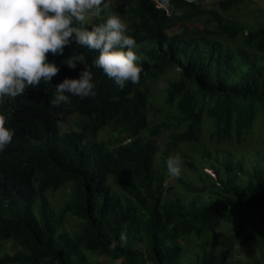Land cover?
Listing matches in <instances>:
<instances>
[{"label":"trees","instance_id":"trees-1","mask_svg":"<svg viewBox=\"0 0 264 264\" xmlns=\"http://www.w3.org/2000/svg\"><path fill=\"white\" fill-rule=\"evenodd\" d=\"M157 1L104 0L94 21L77 22L91 30L110 13L128 21L144 69L138 84L121 90L92 66L97 51L73 43L62 56L48 54L60 69L50 83L4 98L0 111L15 136L0 152V264H112L91 254L122 264H234L226 243L216 252L199 246L191 261L187 245L193 237L218 242L224 228L242 245L263 233L264 154L249 162L244 145L264 122V21L237 19L252 0H219L217 9L204 8L207 0H170L168 10ZM74 51L86 64L72 69ZM84 68L96 96L51 106L55 86ZM58 112L63 125L82 115L77 129L57 127ZM104 129L114 133L98 141ZM176 155H190L180 186L167 167ZM66 187L56 211L49 193ZM69 217L79 222L75 234L63 229ZM124 225L127 243L112 249Z\"/></svg>","mask_w":264,"mask_h":264},{"label":"clouds","instance_id":"clouds-1","mask_svg":"<svg viewBox=\"0 0 264 264\" xmlns=\"http://www.w3.org/2000/svg\"><path fill=\"white\" fill-rule=\"evenodd\" d=\"M157 3L166 10L170 0ZM104 0H0V105L4 98L15 99L26 89L37 88L41 81L50 83L60 69L48 54L62 56L64 48L75 43L99 55L92 66L102 72L122 90L126 83L138 84L144 71L136 54L137 42L127 34L126 21L118 14L110 13L105 23L91 30L78 26L85 21V14L93 9L100 10ZM107 7V5H104ZM176 15L183 10L176 9ZM75 69L77 64H86L83 53L75 51L67 63ZM50 105L59 108L70 105V96L81 99L96 96V85L91 71L84 68L79 79H64L55 86ZM56 126L63 127V112L56 113ZM6 125V115L0 111V152L13 141L15 130ZM169 173L179 177L182 159L170 156L167 161ZM127 243V225L110 247L115 249Z\"/></svg>","mask_w":264,"mask_h":264},{"label":"rangeland","instance_id":"rangeland-1","mask_svg":"<svg viewBox=\"0 0 264 264\" xmlns=\"http://www.w3.org/2000/svg\"><path fill=\"white\" fill-rule=\"evenodd\" d=\"M219 0H207L204 3V8L206 9H217V3ZM249 6L241 7L236 13V17L239 21L247 24V25H255L258 24V22L264 21V0H252ZM99 15V11L96 9L91 10L90 12L85 14V20L88 22L94 21L97 16ZM127 28H128V21H126ZM175 76L169 75L167 78L162 79L159 81L153 90L152 100L158 102L160 99V92L165 88L166 81L168 79H172ZM82 118V115L80 114H74L69 117L68 121L63 125L62 130L63 131H70L77 129V123ZM156 125V124H154ZM104 129L102 132H100L98 136V141H108L109 136L111 137L112 134L109 131H105ZM105 131V132H104ZM109 132V133H108ZM168 137L167 131H163L160 137L157 139L159 143L162 144V140L165 141ZM244 154L246 155L247 160L250 162L253 159L256 158V151H261L264 154V122L258 123L256 125V128L252 134L246 141V144L244 145ZM110 148H113L110 146ZM238 148V147H237ZM236 149V148H234ZM243 150V148H240ZM182 159V156H180ZM199 156L197 155L196 159ZM195 159V161H196ZM185 160L190 161V155H186L182 160V170L180 176L185 175L184 170L186 167H188L185 164ZM207 167V166H206ZM204 172L211 173V170L209 168H205L203 170ZM214 176V174H212ZM178 179L174 177V183L173 185L180 186V184L177 181ZM173 181V180H171ZM188 182H193L195 186H201L200 183H196L198 179H187ZM69 193V187L63 188L56 192H50L49 198L51 202L53 203L54 208L56 211H59L61 207L63 206L66 196ZM79 222L77 219L73 217L66 218L63 229L68 231L69 233L75 234L78 230ZM223 243H226L228 248L231 250L232 254V261L234 264H250L254 261H262L264 258V229L263 233L255 240H250L246 245L240 244L238 241L234 240L232 238V234L229 228H224L221 232L220 239L218 242H212L210 240H207V238L199 239L197 237L192 238V242L190 245H187V252L185 255L186 260L191 261L193 260L194 254L196 250H198L199 246H207L208 248L212 249L213 252L219 251L221 247L223 246ZM10 249H12V246L9 244ZM13 251V250H12ZM89 254V252H88ZM90 258L93 262H107L112 264H122L121 260L118 261H112L110 258L105 256H99L96 254H91Z\"/></svg>","mask_w":264,"mask_h":264}]
</instances>
